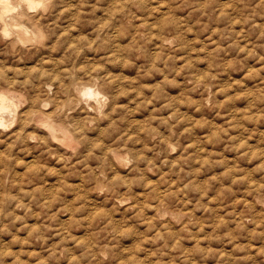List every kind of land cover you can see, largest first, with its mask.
Segmentation results:
<instances>
[{"label": "clouds", "instance_id": "9594fccd", "mask_svg": "<svg viewBox=\"0 0 264 264\" xmlns=\"http://www.w3.org/2000/svg\"><path fill=\"white\" fill-rule=\"evenodd\" d=\"M0 264H264V0H0Z\"/></svg>", "mask_w": 264, "mask_h": 264}]
</instances>
